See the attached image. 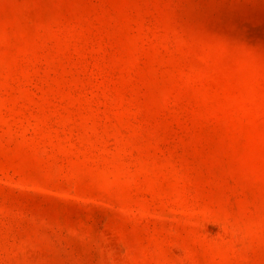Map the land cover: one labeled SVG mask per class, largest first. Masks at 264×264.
<instances>
[{
	"label": "rangeland",
	"instance_id": "rangeland-1",
	"mask_svg": "<svg viewBox=\"0 0 264 264\" xmlns=\"http://www.w3.org/2000/svg\"><path fill=\"white\" fill-rule=\"evenodd\" d=\"M0 264H264V0H0Z\"/></svg>",
	"mask_w": 264,
	"mask_h": 264
}]
</instances>
